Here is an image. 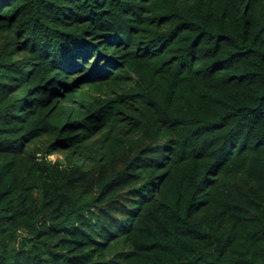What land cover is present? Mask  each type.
<instances>
[{
    "label": "trees",
    "instance_id": "obj_1",
    "mask_svg": "<svg viewBox=\"0 0 264 264\" xmlns=\"http://www.w3.org/2000/svg\"><path fill=\"white\" fill-rule=\"evenodd\" d=\"M0 264H264V0H0Z\"/></svg>",
    "mask_w": 264,
    "mask_h": 264
},
{
    "label": "rangeland",
    "instance_id": "obj_2",
    "mask_svg": "<svg viewBox=\"0 0 264 264\" xmlns=\"http://www.w3.org/2000/svg\"><path fill=\"white\" fill-rule=\"evenodd\" d=\"M57 156H59V154H52V155L50 156V158L55 159Z\"/></svg>",
    "mask_w": 264,
    "mask_h": 264
}]
</instances>
